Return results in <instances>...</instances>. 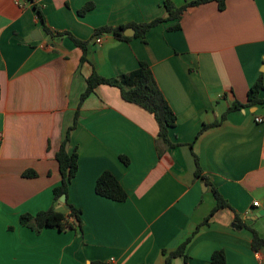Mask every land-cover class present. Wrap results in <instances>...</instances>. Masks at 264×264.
Wrapping results in <instances>:
<instances>
[{"label": "crops", "instance_id": "0c3cea01", "mask_svg": "<svg viewBox=\"0 0 264 264\" xmlns=\"http://www.w3.org/2000/svg\"><path fill=\"white\" fill-rule=\"evenodd\" d=\"M163 1L37 0L41 22L34 3L0 0V264H164L162 250L189 236L186 259L172 264H209L215 251H223L225 264H264V249L253 250L251 232L235 221L264 236V123L254 120L264 118V104L229 111L195 139L234 102L246 103L251 85L264 79V0L191 7L179 29H167L177 20L161 22L145 39L93 38L103 25L164 17ZM88 2L93 7L79 15ZM43 24L88 40L87 61L80 63L81 49L70 38L48 35ZM140 61L177 117L169 130L177 145L159 155L153 116L124 101L116 87L98 85L80 105L67 144L78 168L64 204L81 209L82 231L46 227L35 234L22 226L21 214L52 204L60 183L55 153L86 77L93 70L115 77ZM193 153L210 186L195 177ZM26 170L35 176H23ZM103 171L117 178L126 200L95 193ZM211 186L231 209L221 207L203 223L215 205Z\"/></svg>", "mask_w": 264, "mask_h": 264}, {"label": "trees", "instance_id": "16d2710c", "mask_svg": "<svg viewBox=\"0 0 264 264\" xmlns=\"http://www.w3.org/2000/svg\"><path fill=\"white\" fill-rule=\"evenodd\" d=\"M29 1V0H27ZM215 2L219 10L225 8V0H189L184 2L180 6H175L171 0H164L163 6L165 8L166 15L164 17H157L148 22L141 23H124L115 26L103 25L94 29L93 38H98L105 35L113 36L116 39L127 41L131 39L129 36L124 35V30L132 27L134 29L133 37H140L145 39L147 32L157 24L161 22L177 20L176 23L167 27L169 31L177 30L180 28L179 20L181 19L184 12L191 7L199 6L207 2ZM37 15L43 22L42 13L39 8L35 5ZM93 7V3H85L79 10L78 14L83 15L88 10ZM45 32L53 37H63L67 36L71 41L81 49L80 63L87 61L88 44L89 41H83L74 37L68 31L53 32L43 24ZM100 84H106L109 86L116 87L119 90L121 98L129 103L135 104L148 113H150L156 124H157V136L156 141L163 145V149H158V154H162L164 150L170 147H174L177 144L173 143L169 138V130L175 126L176 115L171 109L167 100L165 99L163 93L161 92L157 81L145 61H140L136 69L119 74L115 77H103L99 75L96 71H92L89 76L85 79V89L80 94L77 110L74 113L73 124L67 128L65 134L59 144V148L55 153V159L58 163L60 183L52 189L53 200L52 204L45 210L38 211L35 214L24 213L19 216V223L22 226L29 228L35 234H39L44 228L49 227L59 231L74 230L77 232L82 231L83 219L82 211L72 205H68V211L66 213H61L56 210V204L61 195H67L68 185L78 168V154L76 150L68 152L67 144L70 140V132L74 129L77 118L79 116L78 109L82 102L87 96L94 92L95 88ZM261 91H264V79L259 76L256 81L251 85L246 103L234 102L227 110L221 115L220 119L211 123L204 124L196 135L195 139L199 134L202 133L207 127L216 126L221 120L226 117V114L239 107L257 106L264 104V100L259 97ZM192 148V143L189 144ZM195 159V177L200 178L208 186L210 183L208 179L202 174L201 167L199 165L198 156L193 153ZM123 163L128 164V159L125 156H120ZM23 176H35V172L32 170H26L22 173ZM95 193L99 196L108 198L113 201L121 202L126 200L127 193L117 180V178L110 171H103L95 181ZM211 191L215 199V205L211 209L209 215L204 219L203 223H207L209 218L216 212L217 209L221 207L230 208V205L226 200L218 193V191L211 186ZM235 221L241 226L247 228L251 232V248L255 251L264 249V236L259 235L254 229L248 227L240 221V219L235 216ZM190 236L182 241L175 249L166 251L162 250L165 256L164 264H172V261L177 257H183L186 259L184 253L185 247L190 240ZM91 264H105L104 262L94 261ZM209 264H225V256L223 251H215L211 256V261Z\"/></svg>", "mask_w": 264, "mask_h": 264}, {"label": "water", "instance_id": "95a60500", "mask_svg": "<svg viewBox=\"0 0 264 264\" xmlns=\"http://www.w3.org/2000/svg\"><path fill=\"white\" fill-rule=\"evenodd\" d=\"M123 33L125 36H132L134 34V29L132 27H129L125 29ZM64 201H65V195H61L59 198L60 204L56 206V210H58L61 213H66L69 208L67 204H64Z\"/></svg>", "mask_w": 264, "mask_h": 264}, {"label": "built area", "instance_id": "2783aa9c", "mask_svg": "<svg viewBox=\"0 0 264 264\" xmlns=\"http://www.w3.org/2000/svg\"><path fill=\"white\" fill-rule=\"evenodd\" d=\"M28 2L29 3H36L37 0H29V1H27V0H14V3L17 6H19V7H23ZM95 41L99 43L101 41V38L98 37V38L95 39ZM254 120H255L256 123H261V124L264 123V118L263 117L257 116V117L254 118ZM253 205H257V202H253Z\"/></svg>", "mask_w": 264, "mask_h": 264}]
</instances>
